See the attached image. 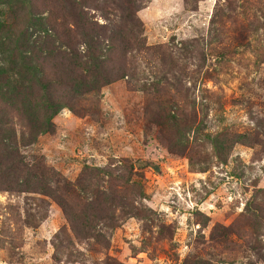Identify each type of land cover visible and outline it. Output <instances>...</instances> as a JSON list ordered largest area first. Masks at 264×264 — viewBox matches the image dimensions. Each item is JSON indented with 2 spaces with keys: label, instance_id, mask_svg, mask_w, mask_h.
I'll return each instance as SVG.
<instances>
[{
  "label": "rangeland",
  "instance_id": "1",
  "mask_svg": "<svg viewBox=\"0 0 264 264\" xmlns=\"http://www.w3.org/2000/svg\"><path fill=\"white\" fill-rule=\"evenodd\" d=\"M86 1L115 79L59 86L45 132L39 82L87 48L69 7L49 56L41 0H0V84L32 91L0 153V264H264V0Z\"/></svg>",
  "mask_w": 264,
  "mask_h": 264
},
{
  "label": "trees",
  "instance_id": "2",
  "mask_svg": "<svg viewBox=\"0 0 264 264\" xmlns=\"http://www.w3.org/2000/svg\"><path fill=\"white\" fill-rule=\"evenodd\" d=\"M62 2V6H61ZM43 11L45 14H47V18L44 20L46 24V28H42V32L45 34L44 36V41L42 43L45 45L47 54L49 56H52V44L54 40L52 39V35L55 37H58V31H57V26L55 23L54 18L57 17L55 8L58 7L61 10L64 8L71 9L67 12V14L64 13L63 15L64 18H62L63 22L66 19H69L70 21L73 22V25L75 26L77 30V34L79 35L81 41L85 44V47L87 48V51L84 53V58H86V63L85 65H88L89 67L86 66H81L79 64L80 61H77L74 65L72 66V70L69 69H64L61 70L62 72L58 73V77H55L54 79H49L46 80L45 82L44 79L39 82L40 84V92L43 93L45 103L47 104L48 110H50V115L48 118L43 121L44 122V127H47L45 132H48L49 127H51V118L55 117L59 111V101L60 98L62 99L63 96L59 95L60 91H65L69 92L73 88L78 91H84L89 89L90 81H94L91 85L95 86V84L100 83V84H107L113 81V75L105 71V62L110 61V58L105 59V54L100 50L101 42L100 38L105 36V31L104 27L101 25H98L97 23H93V25H89L87 22V17L86 14L83 13V10L80 11V14H77L75 11L77 9V5L81 6L82 4L89 5L86 0H78V4L74 0H41ZM113 5H115V1H111ZM117 7L120 9H126L128 10L127 13L129 12L130 17H134L136 9L138 6H136V2L134 0H122L117 2ZM29 4L31 7L32 1H29ZM95 9H97V6H94ZM103 8V11H108L107 6H102L99 7L98 9ZM123 10V11H126ZM109 13V12H108ZM97 28H102L103 31L98 34ZM21 41L20 45L25 42V38L28 37L27 31L24 28H21ZM123 36L122 33L119 35L115 36L111 34V37L109 41H113L116 38H119ZM117 40V39H116ZM124 40V39H122ZM121 59H123V54L120 56ZM83 64V63H82ZM81 72H76L80 71ZM69 70V72H68ZM86 70V72H85ZM84 71V72H83ZM19 84V83H18ZM57 84V85H56ZM0 153L2 150H6L7 147L11 146V144L16 143V139L10 140L9 139V130L12 128L13 121L15 120L14 113L16 111V114L19 112H24V113H29L30 108H32V105H25V102L32 96V91L27 90V87L18 86L15 87V89L10 90V88L7 85V82L4 81L2 84H0ZM61 87L62 90H60L58 87ZM6 88V89H5ZM5 89V90H4ZM20 104L21 106H18ZM17 107H21L20 109ZM22 114L16 118L17 121H19L20 118H23ZM40 121L34 122L33 126L28 128L25 126V128L29 129H35V133H40L41 131H44L42 124L39 123ZM42 127V128H41ZM24 128V127H23ZM12 131V130H10ZM13 133V131H12ZM8 134V135H7ZM7 135V137L4 139V136ZM15 135V134H14ZM32 137V136H31ZM12 141V142H10ZM39 170L36 172L35 169L31 170H26L25 167L22 170H18L14 172L13 174H17V177H20V181L23 183V185H26V189H30L29 185L33 183V181H37L38 185H43L44 183V178H45V170L43 167H37ZM16 177L14 175H9L5 178V181H10V184H14ZM19 181V180H17Z\"/></svg>",
  "mask_w": 264,
  "mask_h": 264
}]
</instances>
